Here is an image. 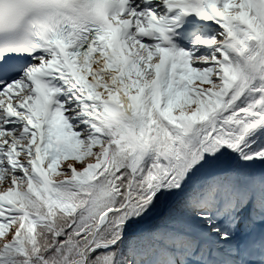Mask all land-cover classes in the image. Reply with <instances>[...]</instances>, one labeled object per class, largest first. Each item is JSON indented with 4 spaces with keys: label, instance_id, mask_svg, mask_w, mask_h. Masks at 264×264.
I'll use <instances>...</instances> for the list:
<instances>
[{
    "label": "snow or ice",
    "instance_id": "obj_1",
    "mask_svg": "<svg viewBox=\"0 0 264 264\" xmlns=\"http://www.w3.org/2000/svg\"><path fill=\"white\" fill-rule=\"evenodd\" d=\"M0 264H264V0H0Z\"/></svg>",
    "mask_w": 264,
    "mask_h": 264
}]
</instances>
